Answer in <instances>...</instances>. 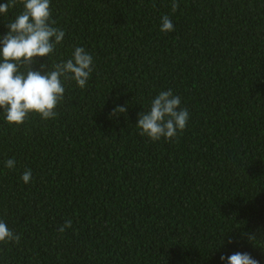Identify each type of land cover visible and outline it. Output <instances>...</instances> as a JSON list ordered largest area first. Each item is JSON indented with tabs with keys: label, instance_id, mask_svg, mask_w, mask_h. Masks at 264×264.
<instances>
[{
	"label": "trees",
	"instance_id": "trees-1",
	"mask_svg": "<svg viewBox=\"0 0 264 264\" xmlns=\"http://www.w3.org/2000/svg\"><path fill=\"white\" fill-rule=\"evenodd\" d=\"M172 2L50 0L65 37L33 68L76 46L95 67L82 89L65 81L55 119L0 110V220L21 237L0 264H264V0ZM22 7L0 13V37ZM168 89L190 117L151 141L138 113Z\"/></svg>",
	"mask_w": 264,
	"mask_h": 264
},
{
	"label": "clouds",
	"instance_id": "clouds-1",
	"mask_svg": "<svg viewBox=\"0 0 264 264\" xmlns=\"http://www.w3.org/2000/svg\"><path fill=\"white\" fill-rule=\"evenodd\" d=\"M18 0H8L0 4V13L7 15L9 9L17 5ZM22 10L10 20L6 27L9 31L0 37V110L9 125H22L30 114H38L41 119H55L57 105L64 100L65 81H75L84 88L94 70L93 56L81 46H76L67 60L60 59L51 65L41 64L40 69L33 68L36 57H48L57 45L63 43L65 31L55 27L52 18L50 0H19ZM172 11L179 7L177 0L172 2ZM160 31H174V25L168 15L161 17ZM181 98L173 94L172 89L161 91L150 103L147 111L138 113L136 127L141 136L151 141L161 138L174 139L187 125L190 113L181 108ZM125 106L112 109L110 116L126 113ZM15 160L9 158L5 167L12 169ZM21 179L25 184L32 179V170H25ZM72 226L66 220L58 229L63 233ZM254 236H250L251 240ZM20 235L0 220V242L18 243ZM231 242V241H230ZM227 264H260L248 252H235L230 256H221Z\"/></svg>",
	"mask_w": 264,
	"mask_h": 264
}]
</instances>
